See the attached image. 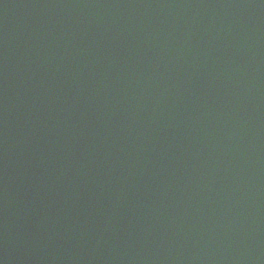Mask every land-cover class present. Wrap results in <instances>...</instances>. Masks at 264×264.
Returning a JSON list of instances; mask_svg holds the SVG:
<instances>
[{
    "label": "water",
    "instance_id": "obj_1",
    "mask_svg": "<svg viewBox=\"0 0 264 264\" xmlns=\"http://www.w3.org/2000/svg\"><path fill=\"white\" fill-rule=\"evenodd\" d=\"M0 264H264V0H0Z\"/></svg>",
    "mask_w": 264,
    "mask_h": 264
}]
</instances>
